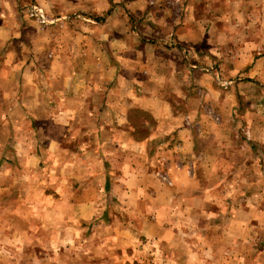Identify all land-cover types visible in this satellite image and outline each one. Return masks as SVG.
Instances as JSON below:
<instances>
[{"label": "crops", "instance_id": "obj_1", "mask_svg": "<svg viewBox=\"0 0 264 264\" xmlns=\"http://www.w3.org/2000/svg\"><path fill=\"white\" fill-rule=\"evenodd\" d=\"M263 198L264 0H0V264H264Z\"/></svg>", "mask_w": 264, "mask_h": 264}, {"label": "rangeland", "instance_id": "obj_2", "mask_svg": "<svg viewBox=\"0 0 264 264\" xmlns=\"http://www.w3.org/2000/svg\"><path fill=\"white\" fill-rule=\"evenodd\" d=\"M169 10L171 9V8H173L172 7V5H170L169 7ZM37 9H38V7H36V6H34V5H26V7H25V11H27V13H28V15H29V17L32 19L35 15H34V12L35 11H37ZM34 16H33V15ZM32 15V16H31ZM37 19V18H36ZM39 19V21H40V24L42 23L43 24V18L42 19H40V18H38ZM44 19H46V16L44 17ZM46 23H44L43 25H45ZM46 33V32H45ZM48 35H50V36H52V35H54V34H44V35H39V43H40V46H44V45H46L47 44V41L50 39V36H48ZM43 37V38H42ZM55 37H58V39H59V41H61L62 40V34L61 33H59V34H57ZM71 37L73 38H75L76 37V35H71ZM37 38V39H38ZM36 40V39H35ZM30 42V41H29ZM46 43V44H45ZM51 52H53V51H51ZM70 53H71V56L72 55H75L74 53H73V50L71 49L70 51H69ZM76 52V51H75ZM91 57L92 56H94L93 54H92V52H93V49H91ZM108 53H109V51L108 50H106V53H105V55L104 56H108ZM47 53L45 52V55H46ZM68 56H70V55H68ZM75 57V56H74ZM216 67H214V66H208V67H204L205 68V70H208V72L209 71H211V73L212 74H214L215 72L217 73H222V75L223 76H220V77H222V78H224V77H229L228 75L230 74V73H228V71H227V68L228 67H226V66H220V67H217V65H215ZM249 68V67H248ZM247 68V69H248ZM236 68H233L232 70L234 71ZM204 70V71H205ZM214 70V71H213ZM227 71V72H226ZM206 72V71H205ZM214 72V73H213ZM89 73V72H88ZM228 74V75H227ZM215 75V74H214ZM242 82H244V81H242ZM72 87H73V85H72ZM250 93H252V92H250ZM251 109H254L253 107H251ZM252 114H254V110H253V112H252ZM235 129H237V128H235ZM236 132V133H235ZM245 132V129L244 128H241V129H239V130H234L233 131V133H231V138H234V141H233V143H231L230 144V149H233V148H239V145L241 144L240 143V140L241 139H243V138H245L246 139V137H247V135L244 133ZM235 133V134H234ZM240 156H242V155H240ZM243 157V156H242ZM240 163H242L240 160H239V158H238V156H234V161L233 162H231V166H232V168H233V170H237L238 168H239V164ZM238 177H235V178H232V180H233V184L234 183H238ZM263 200H264V198H263ZM238 200L237 201H235V205H238ZM264 205V204H263ZM260 229H262V230H264V227H260Z\"/></svg>", "mask_w": 264, "mask_h": 264}, {"label": "built area", "instance_id": "obj_3", "mask_svg": "<svg viewBox=\"0 0 264 264\" xmlns=\"http://www.w3.org/2000/svg\"><path fill=\"white\" fill-rule=\"evenodd\" d=\"M37 12H38V18L42 19L43 18V15H42L41 11L40 10H37Z\"/></svg>", "mask_w": 264, "mask_h": 264}]
</instances>
